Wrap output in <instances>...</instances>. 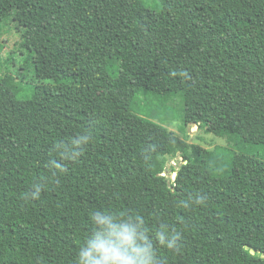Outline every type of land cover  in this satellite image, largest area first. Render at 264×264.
Listing matches in <instances>:
<instances>
[{"label":"trees","instance_id":"obj_1","mask_svg":"<svg viewBox=\"0 0 264 264\" xmlns=\"http://www.w3.org/2000/svg\"><path fill=\"white\" fill-rule=\"evenodd\" d=\"M8 20L25 58L0 78V264H75L95 209L177 232L162 264H264V0H0ZM174 101L226 145L143 116Z\"/></svg>","mask_w":264,"mask_h":264},{"label":"clouds","instance_id":"obj_2","mask_svg":"<svg viewBox=\"0 0 264 264\" xmlns=\"http://www.w3.org/2000/svg\"><path fill=\"white\" fill-rule=\"evenodd\" d=\"M91 139L92 134L86 132L73 144L80 147ZM79 154L73 152V156ZM53 166L63 170L60 164L53 162ZM38 196L37 188L33 198ZM88 219L92 230L79 248L75 264H162L157 256V245L180 251L177 232L168 230L163 224L153 230L139 214L95 209L88 214Z\"/></svg>","mask_w":264,"mask_h":264},{"label":"rangeland","instance_id":"obj_3","mask_svg":"<svg viewBox=\"0 0 264 264\" xmlns=\"http://www.w3.org/2000/svg\"><path fill=\"white\" fill-rule=\"evenodd\" d=\"M20 38V32L15 22L8 20L0 26V78L7 74L13 77L19 75V69L24 65L23 60L25 58V55L22 56L23 53L19 47ZM26 75V77H22L20 84L21 94H28L24 91L27 86L41 82L34 79L32 71L26 72ZM48 82L42 81V83ZM173 103L167 105V109H160L158 104L151 103L146 108H143V116L174 132L176 136L185 139L189 144L199 145L206 149H213L217 145H226V141L222 138L199 131L198 126L194 123L184 125L180 119V113L176 109L178 103L177 101ZM255 153L262 155L263 152L259 149ZM181 161L182 159L179 157L172 163L177 164ZM173 177L174 175H172V180Z\"/></svg>","mask_w":264,"mask_h":264},{"label":"water","instance_id":"obj_4","mask_svg":"<svg viewBox=\"0 0 264 264\" xmlns=\"http://www.w3.org/2000/svg\"><path fill=\"white\" fill-rule=\"evenodd\" d=\"M177 158H179V154H178V157ZM180 165V164H179ZM171 166H173V167H175V168H177V165L176 164H174V163H169L168 165H167V168L169 169ZM166 176L168 177V178H172V176H171V174H170V172L169 171H167V174H166ZM173 180H174V177H173ZM168 185H169V182H168ZM251 253L253 254L254 252L253 251H251Z\"/></svg>","mask_w":264,"mask_h":264}]
</instances>
